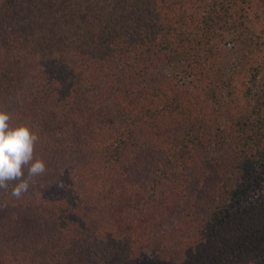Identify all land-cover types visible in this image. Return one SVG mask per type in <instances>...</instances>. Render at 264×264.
I'll return each instance as SVG.
<instances>
[{
  "label": "trees",
  "instance_id": "16d2710c",
  "mask_svg": "<svg viewBox=\"0 0 264 264\" xmlns=\"http://www.w3.org/2000/svg\"><path fill=\"white\" fill-rule=\"evenodd\" d=\"M215 24L256 38L227 108L211 98L224 75L207 76ZM0 111L38 135L46 163L22 198L0 190V264H141L156 239L158 264L262 248L264 198L243 201L264 181V1L0 0ZM232 172L239 183L219 184Z\"/></svg>",
  "mask_w": 264,
  "mask_h": 264
},
{
  "label": "rangeland",
  "instance_id": "374dc122",
  "mask_svg": "<svg viewBox=\"0 0 264 264\" xmlns=\"http://www.w3.org/2000/svg\"><path fill=\"white\" fill-rule=\"evenodd\" d=\"M257 1L263 2L264 0H252V2H257ZM222 19H224V18H222ZM222 19H220V21H222L224 23V21ZM216 27H217V24H215V28H214L215 29V41L217 43H219L218 44L219 46L216 49H214L213 59L216 60V62H218V66H217V68H213V70L211 67L206 66V69H207V76L209 75L210 80H215L216 78H219L220 75H224V77H223L224 84L220 89L222 91V93H220V95L218 96L217 92L215 93V91H214L213 92L214 97L211 96V98L215 99V102H216V96H217V99L220 100V103L217 104L218 107H222V105H224L225 108H227V107L231 106L232 100L238 96V90L234 91V90L229 88L230 87L229 81L232 78V75H230V74H231L232 70L235 68L232 65H235L236 63L239 64L240 59H239V56H237V55H240L242 57L241 53L245 54L246 52L250 51L249 50L250 48H249V46L246 45L247 44L246 42H248V40H253V39L256 40V38L252 35L253 32L251 33L252 29L250 30V32L244 31V34L242 37H240V35L236 31L234 32V30H232L231 34H229V35L223 34L222 36H220L221 32L217 31ZM219 27L220 26H218L217 28H219ZM240 28H242V27H240ZM237 39L241 40L242 42L241 41L235 42V40H237ZM215 53H216V55H215ZM241 59H243V58H241ZM182 64L183 63H178V65L173 64L171 66L165 67V69L163 68L165 76L171 77V76H174L175 74H178V75L181 74L184 71L183 70L184 67L182 66ZM187 74L189 76L188 80H190V81L200 80L201 81V79L199 77L194 76V75H190L188 72H187ZM212 85H213V83H212ZM199 86H200V90H203L202 93L205 94L203 98H208V94L205 91L206 90V88H205L206 84L203 81H201ZM211 87H212V90H214L213 88H215V86H211ZM211 87H210V89H211ZM200 102H203V100L201 99ZM222 127H223V129L225 128L228 130L230 128L229 123L228 124L225 123L224 125H222ZM237 130L238 129H236L235 131H237ZM239 179H240L239 175L232 172V174L229 175L228 179L225 182L220 181L219 184L223 185L224 183H227V184H232L235 182L239 183ZM246 180H247V178H246ZM206 181H208L207 176L202 175L201 180L199 182V187L205 186ZM216 182H218V181H216ZM215 188H217V186ZM216 191H218V190L216 189ZM263 198H264V181L261 182V185L258 186L257 191L254 193V195H252V197H250V198H248L246 196L244 197L245 200L243 201V206L249 207V206H252L253 204H254V206H257V204H259L260 202H263ZM249 204H251V205H249ZM257 228L258 229L256 232H258L259 236L261 237L262 248L260 249L258 254L253 252L251 254V256H249L247 258V260L244 261L246 263L242 262V263H238V264H264V254H263L264 253V239H263L264 238V225L262 227L259 226ZM222 237L226 239V237H224V236H222ZM221 241L222 240H219V241L207 240L206 245L208 248H210L208 250L209 251L211 250L210 252H213L212 247H214V246H216L218 248L223 247V244H221ZM165 244H167V243L165 241H163V239L162 240L156 239L155 242L153 241L151 243L150 247L145 250V253H143V255H142L143 260L140 261L141 264H158L161 261V259L164 258L158 252L160 251V247L164 248L166 246ZM231 259H232V262H234L233 260L236 261V257H231ZM156 260L158 263H155ZM232 262L226 261L224 264H232Z\"/></svg>",
  "mask_w": 264,
  "mask_h": 264
},
{
  "label": "clouds",
  "instance_id": "9594fccd",
  "mask_svg": "<svg viewBox=\"0 0 264 264\" xmlns=\"http://www.w3.org/2000/svg\"><path fill=\"white\" fill-rule=\"evenodd\" d=\"M10 119V114L0 111V190L7 192L13 183L11 196L18 200L44 175L46 163L34 157L38 135L23 124L10 126Z\"/></svg>",
  "mask_w": 264,
  "mask_h": 264
}]
</instances>
